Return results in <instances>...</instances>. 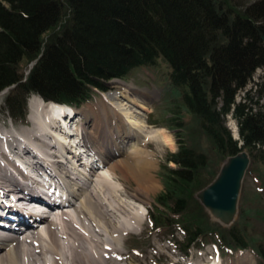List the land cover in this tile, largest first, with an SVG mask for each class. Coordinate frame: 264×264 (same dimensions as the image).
<instances>
[{
	"label": "trees",
	"instance_id": "1",
	"mask_svg": "<svg viewBox=\"0 0 264 264\" xmlns=\"http://www.w3.org/2000/svg\"><path fill=\"white\" fill-rule=\"evenodd\" d=\"M239 5L237 0H0V92L11 87L6 111L11 118L22 116L32 93L77 106L94 88L105 90L108 81L162 59L169 83L180 90L185 111L198 120L217 156L246 150L252 161L264 164V0ZM21 63L32 64L27 74ZM257 69L263 73L248 88ZM171 111L170 123L182 129L181 108ZM228 115L237 122L239 140L226 126ZM177 140V150L166 157L175 167L163 166L165 191L157 198L171 216L190 211L188 195L204 184L210 162L182 135ZM211 177L208 172L205 180ZM171 216L164 219L167 227ZM181 224L185 251L208 232L219 236L220 248L250 247L236 225L206 232L199 224ZM254 249L264 259L263 246Z\"/></svg>",
	"mask_w": 264,
	"mask_h": 264
},
{
	"label": "bare ground",
	"instance_id": "2",
	"mask_svg": "<svg viewBox=\"0 0 264 264\" xmlns=\"http://www.w3.org/2000/svg\"><path fill=\"white\" fill-rule=\"evenodd\" d=\"M116 81L127 84L118 79ZM117 85H121L123 90L118 94L112 93L117 96L116 100L125 97L138 108L147 109L146 101L129 93V87ZM144 90L153 93L149 89ZM125 91H128L127 94H122ZM108 104L109 108L97 110L98 117L100 113H106L101 117L104 123L95 119V114L90 115L88 108L82 106L78 110L81 117H77L81 121L78 126L75 125L74 133L83 151L93 161L91 166L85 168L87 175L76 173L78 168L75 165L68 159L66 163L60 162L55 155L56 150L59 152L63 149L67 152L65 157H75V154L71 156L65 142L69 148L77 149L75 139L64 136L60 131L58 118L65 110L64 106L46 101L40 103L38 98H31L29 105L33 110L27 117L28 121L22 122L21 130L16 132L11 129L13 134L9 130L0 132V250L3 248L0 251V264H121L118 257L122 253L115 242H120L121 235L127 236L142 224L141 214L133 209L135 206L123 203L121 198L144 204L141 198L155 191L157 185L149 176L152 159L145 150L136 148L125 151L122 161L119 157L118 160L113 158L123 153L128 145L134 146L138 142L140 134L142 136L145 131L142 129L145 124L140 122L134 125L130 120L131 124L127 121L131 115L124 112L121 104L117 103L115 107L112 103ZM50 115L51 120L48 119ZM74 117L65 115L69 119L68 128ZM231 129L236 136L235 123ZM57 138L64 143H59ZM143 138V146L151 141L167 146L172 144L164 128L155 129L147 135L145 133ZM19 163L30 167L31 173L37 172L41 182L27 174ZM69 164L72 167H68ZM61 179V183H65L63 189L68 192V199L54 204L57 207L51 208L48 215L35 216L24 210L23 199H33L35 195L33 185L46 191L53 186L52 180ZM129 180L135 182V188L129 185ZM45 199L52 202L51 198ZM6 228L14 233L3 232ZM201 256L199 261L192 256L183 263L174 261L171 264H202L208 260L204 253ZM221 264H227V261L222 259Z\"/></svg>",
	"mask_w": 264,
	"mask_h": 264
},
{
	"label": "rangeland",
	"instance_id": "3",
	"mask_svg": "<svg viewBox=\"0 0 264 264\" xmlns=\"http://www.w3.org/2000/svg\"><path fill=\"white\" fill-rule=\"evenodd\" d=\"M251 1L252 0H237L240 4L239 6ZM31 66L32 64L21 63L20 70L21 72H24V74H27ZM168 72L169 68L167 64L162 59H158L156 65L138 67L124 79H118L127 84L118 81L114 82L116 79H113L110 81L113 85H110L108 89H97L92 91L90 99L79 107L81 108L83 106L84 108H88L91 111L88 112L90 115L93 116L95 114L96 116L94 115L93 117H96L95 119H99L100 122L102 121L104 123V121L101 120V117L106 113H100V117H98L97 110H105L106 108H109L108 102L112 103L114 107L118 103L121 104V107L125 110L124 112H128L129 115H131V119L129 118L127 120L128 122L131 120L134 125H138L140 122L145 124V127H142L145 131H143L142 136L140 134L138 142L134 144L135 148L132 144L128 146L127 149L130 150V147H132V149L138 148L145 150L146 153H148L152 159V171L148 173L150 178L155 181L157 188L155 191L153 190L149 192L148 195L146 194L144 198H141L144 204L132 201L126 197L121 198V201H124L123 203L126 202L135 206L133 209L135 212L141 214L142 224L138 226V228L136 227L133 232H130L127 236L121 235L122 238L119 239L120 242H115L118 251L122 253V255L118 257L119 262H121V264H171V262L174 261L183 263L188 257L192 256L197 257L199 261L202 258V253L207 252L209 254L217 249L221 254V257L227 261V264H264V259L260 257L254 249L258 248L260 244L264 248V164L250 160L242 178L236 212L231 219L222 220L220 216H217L208 210L202 204L198 195L205 186L216 178L227 158L217 156L216 152L212 149L210 141L200 130L198 120L185 111L180 98V90L169 83ZM262 73V69H257L247 87L254 88L252 82L258 81ZM117 84L126 85L127 88L129 87V93L136 95V97H139L143 101L145 100L147 105H145V107H147V109L143 110L138 108L134 102H131V100L129 102L127 98L119 97L121 95H118L119 100H116L115 98H117V96L112 93L116 92L118 94L123 90L122 86ZM10 89L11 87L0 93V132L9 130L11 131L10 133L13 134L14 132H12V130L18 132L22 128V122L28 121L27 117L31 112L29 99L34 97L35 99L38 98L40 103L42 100L37 94H30L25 102L23 118L20 119L16 117L15 119H12L6 111L5 103V97ZM144 89H149L153 93L150 94L149 91L146 93V90ZM128 91H125L126 93L122 92V94H127ZM241 96L242 92H239L237 100H239V97ZM261 102H264V99H260V103ZM173 107L181 108L180 114L184 122V127L180 130L169 121L173 116L171 111V108ZM79 108L75 109L76 119L73 120V126L80 122L77 117H81L77 113L79 112ZM117 108L119 109L120 107L117 105ZM232 120L233 119L230 117H227L226 124L228 127L233 128L235 120ZM158 128L165 129L166 135L170 137L172 144L167 146L163 145V143L161 144L159 142L151 141L143 146L142 140H145V138H143L145 133L147 135L148 132L150 133ZM89 130L91 131V129ZM179 135H182V138L189 146L198 151L207 153L210 158L209 166H211H208L202 173V177L204 176V180L202 179L204 184L199 187H197V185L201 183L196 184L197 188L193 187L194 190L192 191V194H189L190 197L188 195L190 211L185 212L181 216H171L169 208L167 206L165 207V205L158 204L157 198L165 191L163 166L166 164L175 167L174 163L166 161V157L169 153L177 149V137H179ZM123 155L124 152L115 155L113 158H117L118 160L119 157L121 160ZM11 156H13V153H11ZM13 157L15 158V156ZM117 162L118 161H116L115 164ZM118 165H120V163H118ZM208 172H212V177L207 181L205 179H207ZM128 183L131 187H136L133 180H129ZM151 216H155L157 220H161L162 222H158L156 223L158 225H156L154 219H151ZM169 216H171L170 221L172 225L167 227L163 222L165 223L164 219H168ZM181 223H186L185 225L187 227H190V225L193 224H199L204 228H208L206 229V232L211 231L214 228H216V230H222L229 228L232 225H236L241 228L243 234L247 237L250 247L248 249H241L228 246L219 250L215 245H218L219 236L215 232H208L206 235L200 237L187 252H184L186 242L182 230L183 225ZM213 254L214 253H212V255Z\"/></svg>",
	"mask_w": 264,
	"mask_h": 264
},
{
	"label": "water",
	"instance_id": "4",
	"mask_svg": "<svg viewBox=\"0 0 264 264\" xmlns=\"http://www.w3.org/2000/svg\"><path fill=\"white\" fill-rule=\"evenodd\" d=\"M249 164L247 152L229 156L214 180L199 193L202 204L222 220H228L236 212L242 178Z\"/></svg>",
	"mask_w": 264,
	"mask_h": 264
}]
</instances>
